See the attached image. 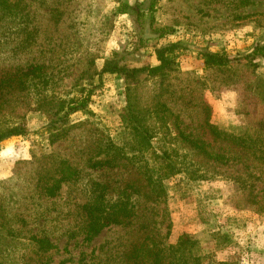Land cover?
Here are the masks:
<instances>
[{
  "label": "rangeland",
  "instance_id": "1",
  "mask_svg": "<svg viewBox=\"0 0 264 264\" xmlns=\"http://www.w3.org/2000/svg\"><path fill=\"white\" fill-rule=\"evenodd\" d=\"M172 44L170 68L128 79L103 71L113 57L129 67L157 66L155 50ZM257 44H264V0H0V85L19 69L42 66L45 93L66 101L90 94L89 111L72 113L63 134L47 129L45 108L56 101L36 105L32 83L41 77L34 75L26 96L0 91L9 101L0 100V124L26 129L0 143V207L15 236L8 243L2 231L0 264H132L147 233L132 222L86 239L88 207L100 199L101 208L113 209L131 180L144 185L141 166H155L160 148L195 171L163 178L159 204L141 205L159 230L150 236L161 245L196 239L202 256L194 264H264V205L253 199L264 196V55H254ZM205 52L232 61L210 67ZM107 152L120 164L91 166L90 157ZM58 159L69 160L77 177L41 195L40 168ZM141 190L127 188L134 197ZM219 231L229 237L220 246L212 235ZM31 237L52 246L39 251Z\"/></svg>",
  "mask_w": 264,
  "mask_h": 264
},
{
  "label": "trees",
  "instance_id": "2",
  "mask_svg": "<svg viewBox=\"0 0 264 264\" xmlns=\"http://www.w3.org/2000/svg\"><path fill=\"white\" fill-rule=\"evenodd\" d=\"M123 7H128L126 4ZM155 11L154 5L151 6L150 13L153 14ZM177 45L172 44L169 46L157 48L155 50L159 65L157 66H143V67H129L126 64H121L120 60L116 58H111L107 61L103 71L109 72L111 74H116L124 78H132L138 73H141L144 70L149 72H155L160 69L170 68L174 63L173 58L171 57L174 49ZM264 55V44H257L254 49V55ZM204 62L207 66H225L228 65L232 60L228 57L227 54L223 52H205L203 54ZM37 75L42 78V84L32 83V78L34 75ZM47 74L42 69V66H29L27 68H22L16 71L14 77H12L8 82H4L3 85H0V91L4 92L2 97H5L7 94H12V98L26 96L33 91L35 86L38 90L39 97L37 98L36 105L42 106L48 102L56 103L51 106L50 104L46 106L45 111L51 115V121L47 125V129H57L63 131V134L68 133L72 126H69L67 123L69 116L72 113H75L79 110L88 112V104L90 100V94H82L81 96L75 97L72 100L66 101L59 97L53 96L47 91L49 84L45 81ZM32 84H30V83ZM88 92V90H87ZM26 93V94H22ZM0 98L3 104L8 103V98ZM11 102V101H10ZM19 103V102H18ZM26 131L25 125L23 124H13L6 125L0 124V143L15 135H22ZM146 151H153L152 153L157 154V149L153 148L150 144L145 147ZM162 155H159V159L155 166L146 165L145 168L140 169V173L144 177V185H139V182L132 181L129 186L121 188L119 194H117L115 201L113 202V209L101 208V200L95 199L89 204L90 216H88V224L86 227V239H92L96 234L101 232L104 227L109 225H128L132 222L137 224L142 230L147 233V236L144 238V241L138 242L133 249L132 264H194L201 260L202 254H198L200 248L196 239H192L190 236L185 235L181 237L179 242L175 245H161V243L150 236V231L158 229L155 228V224L152 226L151 223L147 221V214L141 212V205L145 207H150L148 203L159 204V197L163 196L165 193V188L163 186V178L172 177L176 174H189L195 171L193 164L190 162H183L174 159L169 150L160 148ZM219 156H222L218 154ZM121 157L123 155H120ZM124 158H126L124 156ZM92 167L101 168L104 166H116L120 163L114 162L112 160V155L108 152L105 156L100 158L90 157L88 159ZM135 166V164L133 165ZM78 170L73 166L67 159H58L55 160L50 167L40 168L38 177L36 178V189L40 190L41 195L44 196H53L57 194L64 182L70 181L73 178L77 177ZM228 173V174H227ZM216 174L226 175L227 177L236 178L234 172H228L227 170H219ZM127 188H132L134 192L139 191V188L142 189L138 197L132 196L133 191L127 192ZM122 192H127V196L120 195ZM124 197L127 199L124 201ZM246 197H250V194ZM254 201L256 204L262 206L264 205V196L258 197L254 196ZM144 200V202H143ZM88 204V205H89ZM26 209H28L26 207ZM153 209V206H152ZM100 211V215L97 212ZM22 215V213H20ZM24 221V220H22ZM169 227V225H167ZM150 228V229H149ZM5 230L6 233L11 237L7 239V242L11 243L15 241V236L12 234L14 232L11 219L8 218L6 212L3 208L0 207V239L4 234L2 231ZM169 231L167 232V236ZM213 237L216 239V243L220 246L221 243L228 241V235L224 232H214ZM155 237V236H154ZM156 238V237H155ZM35 244L39 251H46L51 246L52 243L47 238H30ZM146 240H149L150 243H147ZM6 250V249H5ZM4 251V250H3ZM127 252L126 254H128ZM220 264H238L237 261H224Z\"/></svg>",
  "mask_w": 264,
  "mask_h": 264
}]
</instances>
